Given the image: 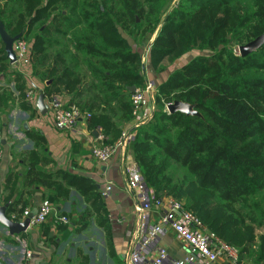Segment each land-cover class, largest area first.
Segmentation results:
<instances>
[{"label":"trees","instance_id":"16d2710c","mask_svg":"<svg viewBox=\"0 0 264 264\" xmlns=\"http://www.w3.org/2000/svg\"><path fill=\"white\" fill-rule=\"evenodd\" d=\"M116 1L119 11L108 0H14V3L23 5L25 16L32 18L29 31L49 23L29 43L31 58L36 57L35 64L32 63L34 75H41L39 67L51 57L50 48H57L53 57L60 61L70 56L78 63L82 58L95 78L107 80L102 102L107 105L121 99L120 110L116 109L114 115L120 112L123 123L133 120L132 93L115 83L136 88L145 84L141 51L129 44L128 41L136 46L137 39L128 30L131 25L132 32L139 33L142 24L138 23V17H142L154 31L169 0ZM56 5L61 8L57 16L53 14ZM63 10L68 14L64 15ZM8 15L7 4L0 3V18L8 33L16 36L23 28L11 29L21 20L17 24L15 20L7 23ZM121 29L128 37L122 35ZM262 34L264 0H182L169 12L153 41L147 55L150 68L163 74L168 69L167 61L172 65L194 51L213 54L193 58L157 85L155 104L159 109L155 108L150 123L138 129L131 145L132 156L147 186L158 197L185 201L186 208L197 214L211 231L240 248L245 264L250 259L254 262L264 259V245L261 251L253 248L254 229L247 225L250 221L264 226V202L254 201L264 193V45L245 57L231 46L246 45ZM54 35L57 40L48 38ZM2 54L0 62L7 59L3 49ZM1 69H6L3 63ZM66 70V78L77 77L73 69ZM56 72L54 69L43 76L51 80ZM81 95L77 91L71 105L65 108L87 110L92 116L89 122L92 128L100 127L106 135L119 136L118 127L111 123L112 117L95 113L92 105L80 102ZM175 101L194 105L202 117L180 112L169 114L166 105ZM173 164L185 172L183 181L173 178ZM72 179V185L89 199L106 198L88 179ZM47 200L58 201L54 196ZM18 203L8 210L18 216L15 220L24 213L23 208L17 209ZM240 203L248 208L247 213L242 211L244 207L234 209Z\"/></svg>","mask_w":264,"mask_h":264},{"label":"crops","instance_id":"0c3cea01","mask_svg":"<svg viewBox=\"0 0 264 264\" xmlns=\"http://www.w3.org/2000/svg\"><path fill=\"white\" fill-rule=\"evenodd\" d=\"M48 38L57 40L58 37ZM2 49L5 51L0 38V51ZM56 52L57 48H50L51 57L39 67L40 76L34 75L32 66L36 57L31 58V55L29 63L21 69L10 63L6 52L7 59L0 62V66L2 63L6 66L0 69L1 205L10 203V209L19 202L17 209L23 208V212L28 210L30 214H37L44 202L55 208V213L44 224L30 227L20 235H10L0 224V264H126L136 217L134 199L125 190L122 155H116L103 165L93 158L92 150L104 144V139L110 143L119 140L122 133L132 127L133 120L122 123L121 113L114 115L116 109L120 110L121 99L107 105L102 102L107 80L95 78L82 58L78 63L70 56L60 61L53 57ZM67 68L77 73L75 79L66 78ZM54 69L57 72L51 80L44 78V74L49 75ZM142 75L145 84L153 81L157 86L165 82L169 74L156 75L146 62ZM115 86L138 89L119 82ZM40 90L48 107L46 113L38 108ZM77 91L82 93L81 103L92 105L95 113L112 117L111 123L118 127L119 136L106 135L100 127L92 128L89 124L92 116L87 110L82 113H88L90 118L80 120L77 131L64 132L55 126L53 103L71 105ZM74 177L88 179L98 187L101 196L107 183H112L113 189L103 201H93L72 185ZM49 196L57 197L58 201H48ZM7 215L12 221H23V215L18 220L12 219L18 217L16 214L8 211ZM58 217H66L69 223H61ZM152 219L159 220V214L152 213ZM159 246L171 259H183L187 255L172 230L162 236Z\"/></svg>","mask_w":264,"mask_h":264},{"label":"built area","instance_id":"2783aa9c","mask_svg":"<svg viewBox=\"0 0 264 264\" xmlns=\"http://www.w3.org/2000/svg\"><path fill=\"white\" fill-rule=\"evenodd\" d=\"M14 49L17 58L14 65L21 69L24 64L29 63L30 45L21 38L15 42ZM157 93L158 88L153 81H147L143 88L136 89L131 95L132 127L124 131L116 142L110 143L104 139V144L92 150L93 158L103 165L110 163L116 155H122L125 190L134 199L136 217V228L126 254V264H245L241 261L239 250L211 231L184 203L171 196L158 197L155 190L145 183L141 169L130 150L138 129L154 117ZM29 97L32 98V93ZM168 105L170 104H167L166 108ZM53 112L55 126L64 132L77 131L80 120L90 118L88 113H82L79 108H65L56 101L53 103ZM2 154L0 135V160ZM112 189V183H107L102 196L108 197ZM53 213L54 206L44 202L30 220L29 228L44 224ZM152 213H158L159 220H153ZM29 214L28 210L24 212L23 221ZM12 219L15 220L16 217L13 216ZM58 220L64 224L69 223L66 217H58ZM168 230L175 233L187 251L185 258L171 259L168 252L159 246L160 239ZM28 256H31V253H28Z\"/></svg>","mask_w":264,"mask_h":264},{"label":"rangeland","instance_id":"374dc122","mask_svg":"<svg viewBox=\"0 0 264 264\" xmlns=\"http://www.w3.org/2000/svg\"><path fill=\"white\" fill-rule=\"evenodd\" d=\"M83 1H86V0H83ZM100 1H102V0H100ZM108 1H109V4L114 7L115 11H119L120 10V5L118 4V2L116 0H108ZM0 3L1 4H7V14H10V17H9V15L5 16L6 19H7V23H9L10 20H12V22H14V20H15V23L17 24L18 20H21V22L18 23L20 25L17 24L15 27H12L11 30L16 31V30H21V28H23L22 31H24V35L26 33H28V31L30 29L29 24H30L32 18L29 17V16H25V14H24V6L21 5L19 2L15 4L14 0H0ZM181 3H182V0H169L168 8H167L166 12L164 13V15L162 16L161 23L154 31H153L152 27H150V26L145 24V20L142 17H138V23L142 24V28H141V31H139V33H137L136 31L132 32L133 31V26L130 25V29L128 30V32L131 33L134 36L135 39H137L136 40L137 41V45L135 47H137V49H139L141 51V56H142L143 62L144 61H145V63L147 62V55L150 52V48L152 47L153 41L158 36V34H159L160 30H161V27L163 25V22H165V20L167 18V15L169 14V12L173 8L179 6ZM60 12H61V8L56 5L53 8V14H55L57 16V14L60 13ZM62 13L64 15H67L68 11L67 10H63ZM48 24L49 23H47L45 26H42V28H40V29L39 28L37 29V27L33 28L32 30H30L31 32L29 31L30 34H28L27 37L24 38V40L26 42H28V43H33L34 42V40H33L34 36L36 34H39L40 31L44 30ZM121 33H122V35L124 37H128L127 36L128 34L125 33L122 29H121ZM142 42L143 43L147 42V43H145L144 45H141L140 43H142ZM231 48L239 53V47L238 46L232 45ZM212 54L213 53H210L209 51H194V52H191L190 54L186 55L185 57L180 58L179 60L175 61L172 65H168L169 61H167L165 64L168 66V69H167L165 74H167V75L169 74L170 75L174 71L183 68V66L186 63H188L189 61H191L195 57L211 56ZM145 63H144V65H145ZM153 73H155V72H153ZM156 75L159 76L161 74H156ZM158 79H159V77H158ZM143 86H141L140 88H143ZM155 103H156V101H155ZM155 108L159 109V105L155 104ZM165 111H167V108L165 109ZM151 121H149L148 123H150ZM147 124H145V125H147ZM145 125H143V126H145ZM130 151H131V154H132V150H130ZM171 174H172L173 178L177 182L183 181L185 179V176H186L185 172L179 166H177L176 164H173V167L171 169ZM176 200L177 201H181L182 203L185 204V201H182V200H179V199H176ZM257 200L264 202V193L262 195H260L259 198L254 200V201H257ZM251 202L252 201H250V203ZM242 207H244V206L241 205V203H240L237 206H234V209L237 211V209H241ZM247 210H248V208H245V207H244V209H242L244 214L248 212ZM257 219H260V216H258V214H257ZM247 225H251L253 227V229H254V238L255 239H254V241L252 243L253 248L255 250H259L260 249V251H261V249L263 248V245H264V241L262 240V237L264 236V226L259 227L257 223H251L250 221L247 222ZM232 246L240 251V248H238L237 246H235V245H232ZM246 263L247 264H257V263L258 264H264V259L263 260H258L257 262H254V259H250V261H247Z\"/></svg>","mask_w":264,"mask_h":264},{"label":"water","instance_id":"95a60500","mask_svg":"<svg viewBox=\"0 0 264 264\" xmlns=\"http://www.w3.org/2000/svg\"><path fill=\"white\" fill-rule=\"evenodd\" d=\"M24 31L16 36H11L6 30V26L3 23V20L0 18V38L5 46V52L7 54V58L9 59L11 64H14L17 60L14 45L15 42L23 37ZM264 45V34L257 37L253 41L247 43L246 45L239 47V53L241 57H245L251 53L257 52ZM135 87H131L132 92H134ZM44 93L42 90L39 91L38 97V108L42 111V113H46L48 111V107L44 102ZM169 114H174L180 112L187 116H196L202 117L201 114L196 110L194 105L189 103H185L182 101H175L167 107ZM10 203L5 205H1V196H0V224L8 229L10 235H20L26 232L29 229L30 220L36 215V213H31L23 222H15L9 219L8 217V209Z\"/></svg>","mask_w":264,"mask_h":264}]
</instances>
